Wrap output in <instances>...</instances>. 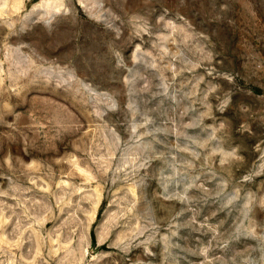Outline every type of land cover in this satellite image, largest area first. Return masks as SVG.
Listing matches in <instances>:
<instances>
[{"label":"rangeland","instance_id":"rangeland-1","mask_svg":"<svg viewBox=\"0 0 264 264\" xmlns=\"http://www.w3.org/2000/svg\"><path fill=\"white\" fill-rule=\"evenodd\" d=\"M0 225V264H264V0H0Z\"/></svg>","mask_w":264,"mask_h":264},{"label":"bare ground","instance_id":"bare-ground-1","mask_svg":"<svg viewBox=\"0 0 264 264\" xmlns=\"http://www.w3.org/2000/svg\"><path fill=\"white\" fill-rule=\"evenodd\" d=\"M4 223H5V222H4ZM46 223H48V222L46 221ZM5 225H6V224H5ZM5 225H4V226H5ZM0 226H1V225H0ZM42 226H43V225H42ZM46 226H47V225H46Z\"/></svg>","mask_w":264,"mask_h":264}]
</instances>
